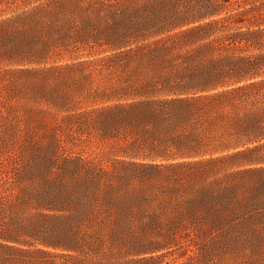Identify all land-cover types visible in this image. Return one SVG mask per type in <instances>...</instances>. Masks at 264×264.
Listing matches in <instances>:
<instances>
[{
    "label": "trees",
    "instance_id": "1",
    "mask_svg": "<svg viewBox=\"0 0 264 264\" xmlns=\"http://www.w3.org/2000/svg\"><path fill=\"white\" fill-rule=\"evenodd\" d=\"M14 67L85 82L99 104L77 112L76 126L100 125L129 164L264 172V0H0V70ZM46 97L73 102L62 89ZM55 149L0 152V264H211L126 244L133 219L101 187L106 174L81 173L82 159ZM235 196V186L196 187L185 213L151 219L168 241L193 232L200 244L232 221Z\"/></svg>",
    "mask_w": 264,
    "mask_h": 264
},
{
    "label": "rangeland",
    "instance_id": "2",
    "mask_svg": "<svg viewBox=\"0 0 264 264\" xmlns=\"http://www.w3.org/2000/svg\"><path fill=\"white\" fill-rule=\"evenodd\" d=\"M64 76L35 67L0 70L1 153L11 151L29 158L57 148L55 153L60 159H82L77 171L105 173L101 187L112 186L115 190L112 197L133 219L128 231L121 234L126 244H160L162 251L168 249L175 255L184 251L180 260L197 252L198 257L205 255L211 264H264V172L242 170L259 163L159 170L129 164L120 159L124 155L116 148L119 141L105 136L100 125L94 123L88 126V132H80L75 114L99 103L88 99L85 82L82 85ZM47 81L55 85L43 86ZM36 86H42L47 92L38 93ZM56 89L66 91L73 98L66 108H59L46 97ZM56 131L59 139L53 136ZM123 176L127 180L123 181ZM200 186L213 187L215 191L236 187L238 197H234L236 213L232 221L203 235L200 244L194 243L193 232L180 234L177 243L168 241L166 226L158 227L152 216L166 221L185 213L181 200L188 196L189 190Z\"/></svg>",
    "mask_w": 264,
    "mask_h": 264
}]
</instances>
